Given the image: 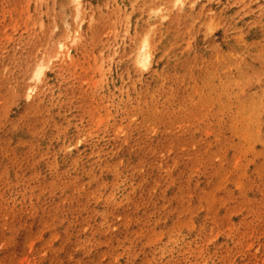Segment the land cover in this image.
Returning a JSON list of instances; mask_svg holds the SVG:
<instances>
[{
	"label": "rangeland",
	"instance_id": "obj_1",
	"mask_svg": "<svg viewBox=\"0 0 264 264\" xmlns=\"http://www.w3.org/2000/svg\"><path fill=\"white\" fill-rule=\"evenodd\" d=\"M150 1L49 60L70 0H0V264H264V0H154L135 70Z\"/></svg>",
	"mask_w": 264,
	"mask_h": 264
},
{
	"label": "bare ground",
	"instance_id": "obj_2",
	"mask_svg": "<svg viewBox=\"0 0 264 264\" xmlns=\"http://www.w3.org/2000/svg\"><path fill=\"white\" fill-rule=\"evenodd\" d=\"M82 2L83 0H70V4L72 6L73 22L71 24L64 23V37L55 40V47L53 49L54 55L51 56L49 60L67 58L70 55V47L68 46V42L73 44L79 40L80 22L76 21L83 4ZM169 5L170 6L166 8L167 10H164V12H168V10L172 9L181 10L184 6V3L182 0H173L171 3H169ZM144 6L146 13L145 19L142 22V27L145 34L143 39L140 40L136 44L133 51L130 52V65L135 70L140 69L146 71L150 68L151 65V56L148 52L149 36L154 32L155 26L159 25V21L157 20V18L160 17L161 19H164L166 16H162L159 8H154V0L150 1ZM170 16L171 15L169 14L168 19L170 18ZM49 60L47 61L48 63ZM45 69L46 64L42 60H39L28 72V80L27 82H25L23 93L25 101H29L32 98V95L36 91L37 84L42 80L44 76Z\"/></svg>",
	"mask_w": 264,
	"mask_h": 264
}]
</instances>
